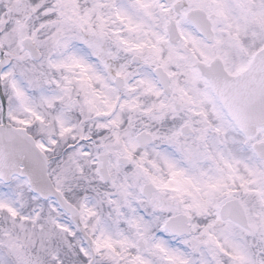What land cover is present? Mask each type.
<instances>
[{
  "label": "snow or ice",
  "instance_id": "snow-or-ice-1",
  "mask_svg": "<svg viewBox=\"0 0 264 264\" xmlns=\"http://www.w3.org/2000/svg\"><path fill=\"white\" fill-rule=\"evenodd\" d=\"M36 94L62 133L72 113L95 117L98 147L80 154L107 164L94 190L107 216L90 244L61 223L51 264H264V0H0V115L34 133L13 105L44 123ZM149 147L166 171L146 166Z\"/></svg>",
  "mask_w": 264,
  "mask_h": 264
},
{
  "label": "clouds",
  "instance_id": "clouds-1",
  "mask_svg": "<svg viewBox=\"0 0 264 264\" xmlns=\"http://www.w3.org/2000/svg\"><path fill=\"white\" fill-rule=\"evenodd\" d=\"M59 75L57 73V78ZM29 94L32 95L31 90ZM218 104L222 106L223 101H218ZM32 107L45 117L44 123L36 121L22 105L15 102L13 114L20 119L32 120L34 133L9 119L6 112L0 115V129L17 137L15 144L9 143L6 136L0 139V152L4 153V158H0V198L18 206L23 215L32 217L30 222L25 223L13 220L0 210V257L9 264H19L17 252L30 258L33 264H51V252L55 247L53 235L65 236L59 228L61 223L69 230V235L72 231L80 232L82 236L78 239L90 244L93 239L92 226L96 225L101 214L107 216L108 206H98L94 191L107 182L100 179L107 164L105 162L93 167L92 158L80 154L85 146L89 147V151H94L90 145H96V141L100 140L101 130L95 127L96 118L77 120L76 114L72 113L64 126L72 127L73 131L62 133L60 125L52 118L55 110L42 104L38 94L33 97ZM223 111L225 117L230 119L227 109ZM232 134L240 135L238 130H233ZM81 136H95V139L81 145ZM53 140L57 141L55 145L52 144ZM40 143L48 145L49 151L40 149ZM73 145L77 147L69 151ZM147 151L146 166L151 167L148 161H156L161 170L166 171L152 147ZM156 151L168 152L180 161L182 167H190L167 144L158 143ZM36 158L41 161L39 169L33 163ZM200 167L205 170L211 168V161H202ZM78 192H84V195L78 196ZM20 193L22 197L17 196ZM85 208L93 209L96 215L89 217ZM25 209L28 211L25 212ZM52 219L56 221L55 224L51 223ZM101 229L102 225L98 226L97 234ZM10 245L19 247L14 249Z\"/></svg>",
  "mask_w": 264,
  "mask_h": 264
}]
</instances>
